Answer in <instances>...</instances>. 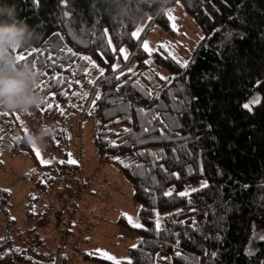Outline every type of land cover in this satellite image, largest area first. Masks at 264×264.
<instances>
[{"label":"trees","instance_id":"trees-1","mask_svg":"<svg viewBox=\"0 0 264 264\" xmlns=\"http://www.w3.org/2000/svg\"><path fill=\"white\" fill-rule=\"evenodd\" d=\"M13 4L36 34L15 54L39 69L44 103L0 111V160L34 153L29 117L53 129L46 142L62 155L76 125L95 117L98 149L139 203L127 264H264V239H252L253 223L264 227V0H162L146 11V29L172 34L174 9L192 17L202 37L183 60L162 44L148 52L145 29L131 35L140 22L115 24L102 0H0ZM9 197L0 188V264H41L23 230L6 232Z\"/></svg>","mask_w":264,"mask_h":264},{"label":"rangeland","instance_id":"rangeland-1","mask_svg":"<svg viewBox=\"0 0 264 264\" xmlns=\"http://www.w3.org/2000/svg\"><path fill=\"white\" fill-rule=\"evenodd\" d=\"M184 14L183 9L172 11L176 30L172 34L159 23L146 29L150 14L145 13L137 28L139 33L145 29L143 47L147 43L146 50L152 53L162 44L182 60L190 57L202 32L192 17ZM123 50L126 55L127 47ZM260 97L257 89L243 105L251 108ZM95 126V117L78 123L63 144L65 155L45 142L43 146L33 144L34 153H5L1 157L0 188L11 196L5 203L8 211L1 213L7 218L6 232L23 230L30 239L27 255L38 263L107 264L88 257L96 255L113 264H127L129 248L137 244V225L142 222L133 184L98 149ZM24 127L27 135L40 129L33 117L27 118ZM53 160L59 162L51 165ZM64 162L70 166H61ZM121 218L128 225L121 223ZM253 226V241L264 239V227L256 221Z\"/></svg>","mask_w":264,"mask_h":264},{"label":"clouds","instance_id":"clouds-1","mask_svg":"<svg viewBox=\"0 0 264 264\" xmlns=\"http://www.w3.org/2000/svg\"><path fill=\"white\" fill-rule=\"evenodd\" d=\"M104 11L115 24L139 23L148 10H159L162 0H102ZM35 31L18 17L13 5H0V111L28 113L44 103L39 91V69L30 62H20L15 50L28 46ZM53 134L47 124L25 137L29 145L43 146Z\"/></svg>","mask_w":264,"mask_h":264},{"label":"snow or ice","instance_id":"snow-or-ice-1","mask_svg":"<svg viewBox=\"0 0 264 264\" xmlns=\"http://www.w3.org/2000/svg\"><path fill=\"white\" fill-rule=\"evenodd\" d=\"M169 19H174V17H171V16H169ZM131 35L133 36V37H135V38H139V30H137V31H134V32H132L131 33ZM111 41L109 40V43H110ZM144 47H145V49H147V43H145L144 44ZM122 51H125V53H126V50H123L122 49ZM38 54V53H37ZM125 58H127V56L125 55ZM85 59H88L87 57H85ZM115 146V145H114ZM42 163H46L45 161H41ZM69 163H76V161L75 160H70V161H68ZM164 195H171V193H169V192H165L164 193ZM180 195L181 196H186V195H188V193H180ZM137 227H139V225H137ZM157 227H159V221H157Z\"/></svg>","mask_w":264,"mask_h":264}]
</instances>
